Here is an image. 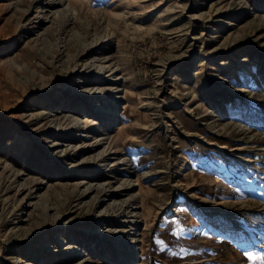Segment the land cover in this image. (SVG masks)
I'll return each mask as SVG.
<instances>
[{
  "label": "rangeland",
  "instance_id": "obj_1",
  "mask_svg": "<svg viewBox=\"0 0 264 264\" xmlns=\"http://www.w3.org/2000/svg\"><path fill=\"white\" fill-rule=\"evenodd\" d=\"M0 264H264V0H0Z\"/></svg>",
  "mask_w": 264,
  "mask_h": 264
},
{
  "label": "bare ground",
  "instance_id": "obj_2",
  "mask_svg": "<svg viewBox=\"0 0 264 264\" xmlns=\"http://www.w3.org/2000/svg\"><path fill=\"white\" fill-rule=\"evenodd\" d=\"M63 8H68V5L65 4ZM46 18V17H45ZM94 67V66H93ZM95 70L98 72L102 78H110L114 81H118L119 76L117 75L118 68L115 65V62L111 56L103 57L97 65H95ZM99 89V88H96ZM103 90V89H102ZM105 90V89H104ZM108 91L105 94L106 100L110 102V106L103 109L105 111V117L107 120H113L115 116V109L118 107V104L121 100L119 95V89L116 87L107 89ZM100 92V90L98 91ZM119 132V131H117ZM249 161V159H247Z\"/></svg>",
  "mask_w": 264,
  "mask_h": 264
},
{
  "label": "snow or ice",
  "instance_id": "obj_3",
  "mask_svg": "<svg viewBox=\"0 0 264 264\" xmlns=\"http://www.w3.org/2000/svg\"><path fill=\"white\" fill-rule=\"evenodd\" d=\"M247 258H248L249 261H253V260L257 259L256 257L252 256L251 254H249L247 256Z\"/></svg>",
  "mask_w": 264,
  "mask_h": 264
}]
</instances>
